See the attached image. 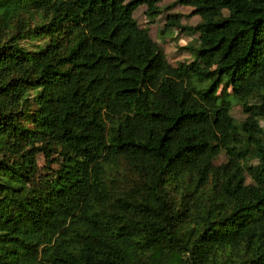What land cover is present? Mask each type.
Wrapping results in <instances>:
<instances>
[{
  "label": "trees",
  "instance_id": "trees-1",
  "mask_svg": "<svg viewBox=\"0 0 264 264\" xmlns=\"http://www.w3.org/2000/svg\"><path fill=\"white\" fill-rule=\"evenodd\" d=\"M160 1L0 0V264H264V0Z\"/></svg>",
  "mask_w": 264,
  "mask_h": 264
},
{
  "label": "rangeland",
  "instance_id": "rangeland-1",
  "mask_svg": "<svg viewBox=\"0 0 264 264\" xmlns=\"http://www.w3.org/2000/svg\"><path fill=\"white\" fill-rule=\"evenodd\" d=\"M175 0H163L156 4L158 9H148L145 6L143 9L137 8L135 11V19L138 24L142 27H147L149 29V34L152 36V39H156V43L158 48L161 49L166 58H168L171 64L176 65L179 62H188L192 59V54L184 49L183 47L186 45H194V43H198L199 33L195 30L189 29H179L174 28L172 31H177L176 34H173L170 29H168L165 24V19L168 13L173 12L176 13L177 10L183 12L181 14V18L185 21L184 26L193 27L198 22H196L190 12L185 13L187 10L182 8L180 4H176L172 7V10L165 9L168 5L167 3L172 4ZM187 16H185V15ZM200 21V20H199ZM183 35V36H182ZM177 54V57L176 55ZM230 114L237 121H240L244 118V114L242 113L241 107L239 105H234ZM260 125L264 129V120L260 121ZM57 156H55L56 159ZM36 170L34 177H32L29 181H27L26 186L29 188H35L37 190L45 189L49 180L53 177L54 171L57 168V160H54L50 164L47 163L42 154L36 155ZM225 160V155L220 154L219 157L215 160L217 164L223 162ZM255 161H253L254 163Z\"/></svg>",
  "mask_w": 264,
  "mask_h": 264
},
{
  "label": "crops",
  "instance_id": "crops-1",
  "mask_svg": "<svg viewBox=\"0 0 264 264\" xmlns=\"http://www.w3.org/2000/svg\"><path fill=\"white\" fill-rule=\"evenodd\" d=\"M161 1H163V0H161ZM173 2V1H172ZM168 5H169V3H167ZM146 5L145 4H141V5H139L137 8H139V9H143L144 7H145ZM182 8H185L187 11L185 12V13H188V12H190L192 9H193V7H191V6H187V5H180ZM136 8V9H137ZM136 9L134 10V12H133V16L135 17V11H136ZM170 10H172V8L170 9ZM177 12L176 13H180V14H183V12H181V11H179V10H177V9H175ZM170 13H173V12H170ZM169 14V13H168ZM185 15V14H184ZM188 15V14H187ZM187 15H185V16H187ZM192 17H193V19L196 21V22H199V20H200V17L198 16V15H192ZM180 23L182 24V25H184L185 24V21H183V19L181 18L180 19ZM165 24H166V19H165ZM168 29H170L171 30V32L173 33V34H176L177 33V31H172V29H174V28H176L175 26H166ZM150 33V32H149ZM183 36V35H182ZM152 37V36H151ZM153 38V37H152ZM154 41H156V39H153ZM197 44V42L196 43H194V45H196ZM176 55V57H177V54H175ZM167 60H169L168 58H167ZM169 63H170V61H169ZM173 65V64H172Z\"/></svg>",
  "mask_w": 264,
  "mask_h": 264
}]
</instances>
